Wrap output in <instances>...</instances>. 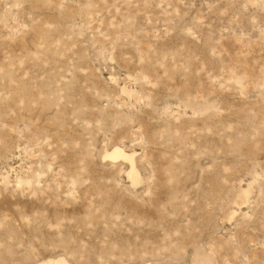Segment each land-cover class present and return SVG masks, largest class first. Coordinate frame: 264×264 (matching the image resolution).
<instances>
[{"label":"rangeland","instance_id":"rangeland-1","mask_svg":"<svg viewBox=\"0 0 264 264\" xmlns=\"http://www.w3.org/2000/svg\"><path fill=\"white\" fill-rule=\"evenodd\" d=\"M48 260L264 264V0H0V264Z\"/></svg>","mask_w":264,"mask_h":264},{"label":"bare ground","instance_id":"bare-ground-1","mask_svg":"<svg viewBox=\"0 0 264 264\" xmlns=\"http://www.w3.org/2000/svg\"><path fill=\"white\" fill-rule=\"evenodd\" d=\"M107 156L113 157V158H117V157H120V156H123V157H126V158H130V156H128L124 151H122V150H120L118 148L114 149V151L111 152V153H107ZM40 264H64V261L63 260H48V261H44V262H42Z\"/></svg>","mask_w":264,"mask_h":264}]
</instances>
